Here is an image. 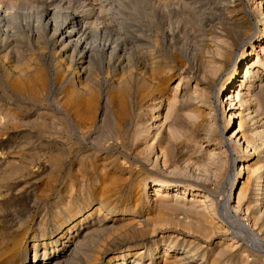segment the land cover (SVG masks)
<instances>
[{
	"label": "bare ground",
	"instance_id": "1",
	"mask_svg": "<svg viewBox=\"0 0 264 264\" xmlns=\"http://www.w3.org/2000/svg\"><path fill=\"white\" fill-rule=\"evenodd\" d=\"M18 1L0 0V41L10 40L7 46L12 49L18 46L15 36L22 33L13 22ZM223 1L217 7L221 15L215 17L213 8L199 18L202 36L195 37L192 45L190 41L180 43L178 49L161 48V38L152 30L145 44H136L142 39L132 33L133 29L128 30L134 20L126 0H85L81 10L63 19L56 9L38 14L36 28L46 22L60 63L63 65L66 58L70 62L69 73L58 70L50 85L43 75L28 77L26 82L19 79L24 77L17 74L19 71L5 75L14 78L12 89L20 94L22 103L28 96L37 105L36 101L41 102L57 87L60 107L48 115L37 109L25 115L5 106L3 124L8 131L2 136L4 147H13L24 135L20 150L42 146L51 151L49 170L54 172L51 181L55 189L43 187L46 191L41 195L42 200L55 201L50 208L39 203L38 176L25 177L26 173L20 172L7 188L8 203L41 216L37 230L30 235L24 223L14 217L16 213L5 218L15 226L12 232L4 229L7 233L0 237V264H18L20 260L22 264H220L222 257L230 259L231 244L226 239L215 240V234L226 231L224 218L217 214L218 205L225 212L245 209L252 214L255 226L264 218V136L259 145L253 141L264 135L255 119L256 105L264 101V0ZM108 31L118 38L113 39ZM127 44L134 47L130 51L146 55L142 61L140 58L137 80L102 84L98 78L104 63L101 53L119 57V52L128 49ZM1 45L0 51H4L5 44ZM125 60L129 58L120 56L121 63ZM121 73L122 77L125 73ZM99 121L110 124L115 141L121 145L113 140L111 145L105 140L107 146L101 142L96 147L93 142L83 145L75 137L92 131ZM72 154L78 171L77 167L76 171L68 168L67 159ZM122 156L147 169L136 177L135 187L131 188L135 179L132 169L119 167ZM231 156L230 189L221 191L230 172ZM148 164L153 167L149 169ZM11 175L14 179L16 174ZM204 180L218 189L206 188ZM126 189L130 196L124 200L120 194ZM131 199H135L132 208L128 204ZM121 201H125L122 206L118 204ZM111 234L119 237L117 246L104 241ZM153 249L154 255H146ZM243 256L237 258L238 264H259L258 258L249 261Z\"/></svg>",
	"mask_w": 264,
	"mask_h": 264
},
{
	"label": "rangeland",
	"instance_id": "2",
	"mask_svg": "<svg viewBox=\"0 0 264 264\" xmlns=\"http://www.w3.org/2000/svg\"><path fill=\"white\" fill-rule=\"evenodd\" d=\"M84 1L85 0H26V1L25 0H20V1H18L16 3V5L14 6V10H13L14 13H15V20L13 21L14 22V27L19 28L20 32H22L20 34V32L18 31V34H20V35L15 36V39H14V43H17L18 46L16 48H13V49H12V46H9V48H8L7 44L10 42V40H6V41L1 40L3 42L0 41V47H3V45H1V44H5L4 51H2V49L0 51V237L2 236V234L7 233V231L4 230V229H8L11 232L13 231L12 228H14V227H12V226H15V225L10 223V222L6 223L7 221L5 219L6 217H9V215L12 214V213L13 214L16 213V214H14V217L16 216L15 218H16L17 221L19 220L18 222L24 223V228H26V231H28L29 235L33 234L35 229L37 230V227H38V224H39L38 221H39L40 216H41L40 214H36L35 215L33 213V211L22 209V208L20 209V207L14 206L13 204H10L11 205L10 206L9 203H8V195H7V190L8 189L7 188H9V186H12L16 182L14 180L18 179L16 177H18L19 174H21V173L25 174L26 173L25 177H33V176L37 177L38 176L37 178H39V181H38L37 187L39 189L38 188L36 189V194H37V198L39 197L38 199L40 201L37 199L39 201V203H41L42 205L50 208L51 207V202L55 201L53 199H52V201H49V202L47 200H45V199L42 200L43 199L42 195L45 194L46 190L50 189L52 186L54 188L53 189L51 188V190L55 189V184L51 181L53 179L52 175H54V172L53 171L50 172L51 170H49V169H51L49 167V164H50L49 163V158H50L51 151L48 148L47 149L44 148V147L42 148V146H37L35 148L37 150V152H36L35 149L31 150V151H29L30 149H24V151L20 150L21 149L20 148L21 142H22V140H24L23 139L24 135L22 136V138H19V141H17V139H16L17 143L15 145H13V147H9V148L7 146L4 147L3 146V142H5L6 140L4 141L3 139L6 136L5 132L8 131V130H7L6 126H4V124H3L4 116L2 114V111H3L4 108H6L5 106H7V107L9 106V107L13 108L15 111L18 109L17 112H21L22 111V113L25 114V115L31 114V112H33V110H36V109H37L36 112L40 111V112H42L41 114L48 115V114H50L49 111L52 113L54 110H56V109H58L60 107V103H59L58 98H59V95L61 93V91H58L57 87H55L54 91L52 90V92H50V94L48 92L50 97H49V95H45V98L43 100H40L41 102L36 101V102H38L37 105L34 104L33 102H31L30 101L31 99L28 96L26 97V95H25V97L27 99L24 100L25 101L24 103H22L21 100H20V97H21L20 94L16 93L12 89V85L11 84L13 83L14 78L11 77L12 79H10V78L8 79V77L6 75H7L8 72H13V73L16 72L17 73V71H19L17 73L18 75L21 74V76L26 77V78L20 77L19 79L23 80V81L25 80V82L27 80H30V78H28V77H31V78L33 77L34 78V77H36V74H38V76L43 75L42 77L45 78L44 80H46V78L48 77L47 80L48 79L49 80L48 81L46 80V81H47V84L50 85L52 83L51 81H52L53 75L56 74L58 70L66 73V74L69 73L68 69H67V66H69L70 62L66 58V60L64 61L63 65L60 63L59 55H57L55 50L52 48L53 47V43H52L53 42V37L51 36L52 35V31L50 30L49 27H47L46 22L43 21V25H42L43 27L41 26L42 28L41 27L40 28H36V25H37V22H38L37 21V19H38L37 16L43 10H46L47 8H51V9L58 10L61 13L60 14V18L62 17L61 19H63L65 17V15H67L69 13H73V12H75V10L76 11L81 10L83 8V5H84L83 2ZM126 1H127L128 4H130V5H128V7L130 8L128 11H130V16L132 18L131 21L134 20V21H132L133 23L131 22L133 26H130V28L128 27V30L130 31V29H133L134 31L131 30L132 33L134 32V34H137L139 36L140 40L142 39L141 43L140 42H136V44H142V42H143V44H145L146 41H144V40L146 38H147L146 40L149 39V37L153 34L152 32L149 33L150 30H152V31H154V33H156L155 35H156L157 38L158 37L161 38L160 39L161 43H159V46L161 48H163V49H165V48L169 49V48H172L173 46H174V48L178 49L184 43H186V42L188 43L189 41H190L189 45H192V43H194L193 41H195L194 39H196L195 37L202 36V34H203L202 31L199 30L200 29L199 25H200V22H201V21L199 22V20H200L199 18L201 16L205 17L206 16L205 14L208 11H210L211 9H213V8H214V12L216 13V14L214 13V16L216 15L218 17V15H221V11L218 10L217 7H220L223 4V2H224L223 0H221V1L220 0H126ZM133 7L136 8L137 10L134 9ZM132 9H133V11H132ZM155 9H157V10H155ZM151 10L154 11V13ZM136 11H139L138 13H140V14H138ZM149 11L152 12V13H150ZM171 11H172V13H171ZM155 13H156L157 17H154ZM134 15L136 16V19H138V17H139V21L138 22L136 21ZM158 15H160V16H158ZM144 16H146V17H144ZM149 16H153L152 19H154V22L156 21L155 22L156 24L153 22V20ZM140 18L142 19V21H141ZM147 18H148V20H146ZM259 19H261V15L258 16V20ZM144 21L147 22V23H145ZM136 23L138 25L143 26V27L146 25L145 26L146 28H144L143 30H139L138 27L136 26L137 25ZM139 23H143V25L139 24ZM148 24L149 25L151 24L152 27L150 25L149 28H148ZM150 27H151V29H150ZM141 31H143V32L146 31V32H144L145 33L144 34ZM197 31L199 32V34H198ZM110 32L111 31H108L109 36L112 37L113 35H116L114 33H113V35H111L112 33H110ZM196 33H197V36H196ZM142 34H144V35H142ZM171 36L172 37L175 36V37L172 38ZM115 37L118 38V36H115ZM162 39H164L165 41L164 40L162 41ZM171 39H173V40H171ZM172 41H174V42L171 43ZM163 42L165 44H163ZM180 43L182 45H180ZM127 46H128V49L125 51L126 53L125 52H119V57H117V56L116 57H114V56L111 57L110 56V58H108L109 57L108 54H105L103 52L101 53L103 55V61H104L105 64L102 62L104 66L102 65V69L103 70L100 73L101 75L99 74V76H101V78L99 76H98V78L101 79L102 84H105L106 82L111 81V80L112 81L113 80H115V81L123 80V81H127V82L128 81L134 82V81L137 80L138 77H136V76L138 74V71H140L139 70L140 69V65H141L140 62L143 59H145L146 55L144 56V54H141L138 51H135V49H132V51H134V52L130 51L131 48H134V47H132V44L125 45V47H127ZM164 46H166V47L164 48ZM6 49H8V50H6ZM127 52H128V54H127ZM131 52L134 53L136 56L134 54L132 55ZM122 55L125 58L126 57L129 58L128 61L125 60V61H127L129 63H127V62H122L121 63L120 56H121V58H123ZM127 55L128 56L132 55V56L128 57ZM143 56H144V58H143ZM62 57L64 58V57H67V56L64 55ZM4 58H5V60H4ZM6 58H7V60H6ZM24 58H25V60H24ZM140 58H141V61H140ZM119 62H120V64H118ZM125 63H126V65H125ZM20 64H22V67H20L21 66ZM123 65H125V66L122 67ZM19 67L21 68V70H20ZM22 68H24V70ZM73 68L74 67H72V69ZM137 68H138V70H137ZM41 69H42V71H41ZM14 70H16V71H14ZM28 70H30L31 73ZM134 70H136L137 72L134 71ZM121 71H124L125 74H123V76H126V78H124L123 76L122 77L120 76L123 73V72L121 73ZM28 72H29V76L27 75ZM45 74H46V76H45ZM102 75H104V76H102ZM5 76L7 77V79H6ZM117 78H119V79H117ZM49 82H50V84H49ZM8 89H9L10 92L8 91ZM131 91H133V90L129 91V96H128V97H130V100H131V96H130L131 95ZM51 96H52V98H51ZM223 97H225L224 99H226L225 95ZM21 109H23V110H21ZM30 110H32V111H30ZM255 111H256L255 119L256 120L258 119L257 121H259V123L261 124V125H258L259 126L258 129L263 131L264 130L263 129L264 128V125H263L264 124V101L261 102L260 104L256 105ZM22 113H21V115H22ZM142 114H145V112L143 111ZM220 121H221V119H220ZM237 122H238V120H237ZM104 123H106L107 125L104 124ZM104 123L99 121L97 123V126L94 129H92V131L88 132V131L85 130V132H83V133L79 132L78 135H76L75 137L77 139H80L81 141H83L84 142L83 145L92 144V142H93V145H95V147L99 146L100 144H101V146H103V145L107 146L108 143H110L109 145H111V143L113 144V141H114V143L116 142L115 138L113 136V132H112V130H110L112 127L110 126V124H108V122H104ZM250 123L251 122L248 123V126L249 125L251 126ZM103 124H104V126H103ZM48 126L50 127L51 125H48ZM237 126H238V123H236V127ZM103 127H107V129L103 128ZM102 128L107 130V137L106 138H105L106 130H103ZM101 130H103V131H101ZM2 132H4V133L2 134ZM109 132H112V133L109 134ZM2 135H5V136H2ZM48 135H51V133H48ZM108 136H109V138H108ZM263 136L264 135H262L260 137L259 136L254 137L253 138L254 139L253 140L254 143L256 145L257 144L259 145L262 142L261 139L263 138ZM75 137L73 138L74 140H76ZM111 137H113V138H111ZM99 140H102V141H99ZM111 140H113V141H111ZM99 142H101V143L99 144ZM105 142L107 143V145L105 144ZM117 144L121 145L120 142L117 143ZM43 150H45V151H43ZM125 151L126 152H130V151H127V150H125ZM38 153H40V154H38ZM44 153H45V155H44ZM84 154H87V153H84ZM29 156H31V157H29ZM73 157H74V154H72L71 157L69 156L68 159H67V164L69 165L68 168H70V170L72 169L73 171L74 170L76 171L75 168L77 167V171H78L79 170V168H78L79 166H78L77 163H75L76 159H74ZM230 159H231L230 162H229L230 172L227 175V177L224 180V182L222 183L223 186L221 185V191H224V190L227 191V190L230 189L227 186L229 184V179L231 178V175H232V172H233V171H231L232 168H233L232 156L230 157ZM24 160H26V161H24ZM176 163L178 164L179 162H176ZM176 163L174 165L175 167H177ZM182 165H184L183 162H180L178 164V166H182ZM119 167L120 168L121 167H124V168L125 167H130L132 169L133 175H134L133 177L135 179H133L134 181L132 180L133 181L132 182L133 184L131 183L132 186L129 185V187L131 186V188L137 186L136 177L141 176L142 173L147 171V169L143 168L140 165L131 164L124 156H122L119 159ZM147 167L149 169H151L153 166L148 164ZM25 168H26V170L24 171ZM154 170H156V169H154ZM17 172H19V173H17ZM12 173L16 174L14 179L11 177V176H13V175H11ZM76 173H78V172H76ZM183 178L191 179L190 176H187V177L184 176ZM244 178H242V181L244 180ZM46 180L50 184H48ZM44 183L46 184L47 187H45ZM202 184L204 186H206V188L210 187L208 189H212V188L218 189V186H216V184H213V182H211V181H205L204 180L202 182ZM240 184H241V182H240ZM240 184H239V186H241ZM49 185H51V186H49ZM60 185H57V187L58 186L60 187ZM43 187L46 188V190H44ZM40 189H42L44 191H42ZM147 189L149 191V188H147ZM234 189H235V187L231 190V194L234 191ZM62 190H65V187L62 188ZM41 191L44 192V193H42ZM127 191L128 190L126 189L125 193H122V195L120 194V196H122L124 200L127 199L128 196H130V193L127 192ZM38 192H39V194H38ZM150 192H151V189H150ZM144 194L147 195L146 192ZM53 198L55 199L56 197L53 196ZM134 200L135 199L129 200L128 204L130 205V207L132 205H133L132 207H134V203H135ZM118 204H120L122 206L123 204H125V201L124 202L121 201ZM126 204H127V202H126ZM218 206L219 207L217 209V214H218V216L224 218V220H223L224 222L223 223L226 226L225 227L226 231H224L223 233L219 232L218 234H215L216 235V239L215 240L218 241L219 239H226L228 241V243L231 244L233 253L236 251L235 254H233L231 252V254L229 255V258H230L229 260H226V259H228L227 258L228 256H226L225 257L226 259L224 257H222L220 259L222 261H220L218 259L219 260L218 262L220 264H223V263L224 264H226V263H228V264H230V263L231 264H238L237 263V261H238L237 258L238 257L241 258L244 255L243 257H245L249 261H252L255 258H258L259 259V264L260 263L264 264V261H263L264 260V242H262V240L264 241V237H263L264 236V218L262 217V221L257 224L258 226L257 225L255 226V224L253 222V219H252V214L251 213H247L245 211V209H237V210H233L232 209L229 212H227V211L225 212L224 209L220 207L221 205H218ZM150 208H151L150 210H152L153 206L150 205ZM5 209L8 210V211H6ZM220 209H221V211H220ZM148 212H150V211H148ZM230 213L231 214L233 213V214L231 215ZM221 214H223L224 217L221 216ZM225 214L227 216H225ZM34 216H35V220H32ZM52 217H53V215L51 216V218ZM225 218H227V219H225ZM234 218H235V220H234ZM228 220H231L232 222H230V223H232V224H230L228 222ZM43 222H45V221H43ZM7 226L9 228H7ZM225 232H227V233H225ZM221 233L222 234L225 233L226 236H225V234L222 235ZM109 236H105L104 237V241L106 242V241L109 240L111 242V244H113L114 246H117V242L119 241V239H118L119 237L117 236V234H111ZM260 239H262V240H260ZM0 240H1V238H0ZM9 240H11V239H9ZM9 242H12V241H9ZM140 247H143V245H141ZM235 247H236L237 250L233 249ZM238 250L240 251V253L242 255L240 253H238L239 252ZM154 253H155V251L153 249V250H151V253H148L146 255H154ZM257 254H259V255H257ZM233 255L234 256L237 255V256L234 257ZM21 262L22 261L20 260L18 262V264H22ZM128 264H129V262H128Z\"/></svg>",
	"mask_w": 264,
	"mask_h": 264
}]
</instances>
